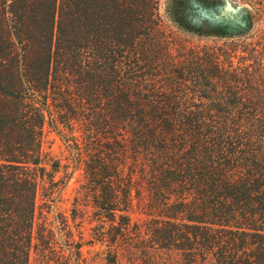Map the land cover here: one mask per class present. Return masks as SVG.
I'll list each match as a JSON object with an SVG mask.
<instances>
[{
  "label": "trees",
  "instance_id": "16d2710c",
  "mask_svg": "<svg viewBox=\"0 0 264 264\" xmlns=\"http://www.w3.org/2000/svg\"><path fill=\"white\" fill-rule=\"evenodd\" d=\"M159 2L0 0V264L83 263L68 221L60 243L38 221L60 169L47 127L84 166L100 242L264 264V58L244 50L252 66L237 70L236 48L174 57Z\"/></svg>",
  "mask_w": 264,
  "mask_h": 264
},
{
  "label": "rangeland",
  "instance_id": "374dc122",
  "mask_svg": "<svg viewBox=\"0 0 264 264\" xmlns=\"http://www.w3.org/2000/svg\"><path fill=\"white\" fill-rule=\"evenodd\" d=\"M158 12L162 27L172 43L170 52L174 57L178 58L179 53L185 50H216V53H221L219 51L229 52L236 48L237 52L231 55L234 57L232 69L237 70L246 69L250 64L252 66L244 50L256 49L259 53L257 57L264 58V55H260L264 50V0H160ZM177 16L181 17V21L177 22ZM220 59L227 64L225 56H220ZM225 66L229 69L228 64ZM72 150L55 132L46 128L44 152L48 159V170L51 172L57 163L60 169L55 172L54 183L48 180L42 183L37 196L38 221L42 212L49 227L56 232L59 243L68 221L77 238H83L82 264H185L186 253L183 252L149 247L147 254H142L129 250L124 242L116 249L100 242L101 238L94 230L97 216L80 198L84 166L77 162V154ZM132 218L142 224L148 220L142 208H136ZM142 228V236L147 239L146 225ZM139 238L137 235L130 237L133 242ZM130 239L128 241L132 242ZM116 254L117 263L114 262Z\"/></svg>",
  "mask_w": 264,
  "mask_h": 264
}]
</instances>
